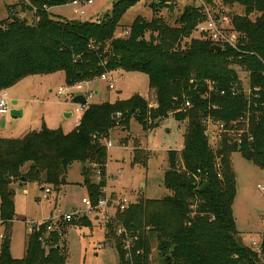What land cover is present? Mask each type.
Wrapping results in <instances>:
<instances>
[{
	"label": "trees",
	"instance_id": "1",
	"mask_svg": "<svg viewBox=\"0 0 264 264\" xmlns=\"http://www.w3.org/2000/svg\"><path fill=\"white\" fill-rule=\"evenodd\" d=\"M71 1L18 0L8 6L7 18L0 21V91L25 77L57 71L65 74L67 85L113 72H139L148 78L154 107L135 93L123 100L88 104L69 133L42 125L18 138L0 137V224L5 226L0 264L64 263L59 243L64 228L61 234L48 230V220L29 231L22 258L11 255L14 181L39 180L44 174V183L58 191L67 183L69 166L79 162L82 184L96 205L105 198L103 140L118 127L127 129L131 117L151 130L169 116L186 123L182 148L167 151L163 184L171 194L139 198L104 223L105 239H113L119 264H151L153 249L164 264H264V234L258 248L238 240L232 213L236 179L230 160L239 152L264 169V0H221L225 6L240 5L243 14L231 16L238 33L236 47L223 46L220 52L210 51L209 41L191 36L199 18L195 6H185L188 10L183 8L170 25L156 11L172 10L175 1L153 2V17L137 16L119 36L121 17L138 0H118L109 15L95 21H68L50 13L51 7ZM16 7L30 11L31 20L20 16ZM233 66L248 72L247 95ZM242 118L246 128L240 141L236 132H223L217 146L210 144L207 120L228 130ZM139 161L144 164L135 152L132 163ZM91 172L98 174L97 181L90 179ZM118 225L131 238V258L125 257L121 237L115 234Z\"/></svg>",
	"mask_w": 264,
	"mask_h": 264
},
{
	"label": "rangeland",
	"instance_id": "2",
	"mask_svg": "<svg viewBox=\"0 0 264 264\" xmlns=\"http://www.w3.org/2000/svg\"><path fill=\"white\" fill-rule=\"evenodd\" d=\"M118 0H92L88 6H74L70 2L50 8V13L55 17L68 21H95L109 15L114 2ZM162 0H138L131 6L120 19V28L117 35L125 34L137 16L147 20L153 17L154 2L159 5ZM172 10L158 7L157 15L161 16L170 25L181 14L185 6H197L198 0H174ZM18 0H0V21L8 16V6H13ZM83 7L84 13H79ZM229 15H242L243 8L238 4L226 6ZM20 16L28 22L32 13L21 10ZM15 11V8H14ZM251 18L254 16L251 15ZM127 32V31H126ZM192 37H197L195 31ZM241 80L244 93H249L248 72L240 67L233 66ZM113 87L108 81L100 78L74 85H67L65 74L61 71L32 75L18 81L12 87L0 91L6 93L8 112L0 113V137L18 138L30 130H40L42 125L48 128H61L64 133L71 132L79 123L83 111H76L77 105L72 103L76 94L91 93L87 98L88 104L104 101L114 102L118 99H127L137 93L144 96L149 107H154V93L148 89L146 74L139 72H113L110 73ZM60 88L66 89L58 93ZM11 110L22 111V115L14 117ZM71 112L66 117L65 113ZM185 121H178L169 116L158 121L151 130H145L134 117L129 119L128 128L118 127L111 135L103 140H110L112 147L107 151L105 198L108 207L91 209L82 203V199H89L87 189L82 184V164L73 162L67 172V183L55 191L44 183V174L39 180L31 179L12 183L14 194V217L9 228V247L11 255L20 259L24 255L26 239L30 227L39 226L48 220L52 228L57 230L62 227L63 233L59 235V243L64 248L63 264H119L118 250L113 239H105L104 222L106 212L110 215L119 210L118 204L125 199L124 207L136 202L139 198L159 199L170 195V191L163 184V176L167 170V151L180 150L183 145ZM232 126L243 132L246 128V119L233 122ZM209 129V141L212 146H217L221 132L217 130L214 122H205ZM144 162L132 163L134 153ZM231 165L236 179V193L232 204V213L238 231V240L245 246L258 244L264 234V199L257 185H264V169L244 159L239 152L230 155ZM27 166L22 168V173ZM93 171V170H92ZM90 179L97 181L98 174H92ZM21 183V185H20ZM41 187L44 189L42 190ZM49 188L50 192L45 193ZM75 215L71 222H57L60 215ZM57 222V223H56ZM5 226L0 224V248ZM154 247V244L152 245ZM151 264H164L153 249Z\"/></svg>",
	"mask_w": 264,
	"mask_h": 264
},
{
	"label": "built area",
	"instance_id": "3",
	"mask_svg": "<svg viewBox=\"0 0 264 264\" xmlns=\"http://www.w3.org/2000/svg\"><path fill=\"white\" fill-rule=\"evenodd\" d=\"M72 5L74 6H78V5H83V6H88L92 3V0H72L70 2ZM198 9L199 12V18H198V23L196 24L194 31L197 34L198 38L204 39L209 41L212 45H218L221 48H223V46H230V47H236V42H237V38H238V33L236 32L232 21H231V16L229 15V11L227 10L226 6L223 5V3L221 2V0H198V5L195 6ZM79 13L83 14V7L79 8ZM193 31V32H194ZM101 80L103 81H108L109 83V87H113V84L110 82L111 81V77L109 76V74H103L100 77ZM82 83V82H81ZM80 84V83H79ZM208 90H212L213 89V84L212 83H208L207 85ZM66 91V89L60 88L58 90V93H64ZM91 93H86V100L88 98V96H90ZM76 111H80V110H84V108L86 107L87 103L85 105H78L76 104ZM186 106L189 105L188 102L185 103ZM8 112V105H7V95L6 93H0V113L2 114H6ZM121 115V113H116L115 116L119 117ZM211 121V120H209ZM208 122V120H207ZM212 123L214 122V124L217 127V130L219 132H226L228 134H230L231 132H236V138L237 140L239 139L240 141V136L242 133L245 132V130H243V132L238 131L235 126H233L234 129H224V125L222 123H218L216 121H211ZM206 133L207 136L209 137V129L206 127ZM250 139V138H249ZM106 147L110 148L112 147V143L110 140L105 142ZM99 179V176H98ZM257 189L259 190L261 196L264 199V185H257ZM50 189L46 188L45 189V193H49ZM82 203L85 204L86 206H90L91 209H98V208H102V207H108V200L106 198H103L101 200H99L97 202L96 205H93L91 203V201H89L88 199H82ZM125 203V199L122 198L121 202L118 204V208L119 211L124 210V204ZM106 217H105V222L109 221L112 219V217H114V214H108L106 212ZM72 219H75V215H70V214H65V215H60L58 217L57 222L60 223H69L72 221ZM56 222V223H57ZM104 222V223H105ZM36 227H38V225H36ZM32 226L30 227V231L32 230ZM48 230H55L52 228V224H49V226L47 227ZM115 234L119 237H121V243H122V248L124 250L125 253V257L131 258V247H132V243H131V238L129 236V233L127 231L126 228H124L121 225L116 226L115 228ZM58 234H61V228H58ZM252 245L254 248H258L259 244L256 241L252 242ZM262 262L264 263V258L261 259Z\"/></svg>",
	"mask_w": 264,
	"mask_h": 264
},
{
	"label": "water",
	"instance_id": "4",
	"mask_svg": "<svg viewBox=\"0 0 264 264\" xmlns=\"http://www.w3.org/2000/svg\"><path fill=\"white\" fill-rule=\"evenodd\" d=\"M184 10H188V7L184 8ZM210 51H214V52H220L221 51V47L218 45H210ZM72 103L74 104H78V105H85L87 103L86 100V96L84 94H76L75 96H73L72 98ZM12 114V112H11ZM126 114L124 113L122 118L125 116ZM24 182V178H21V183ZM20 183V185H21Z\"/></svg>",
	"mask_w": 264,
	"mask_h": 264
},
{
	"label": "crops",
	"instance_id": "5",
	"mask_svg": "<svg viewBox=\"0 0 264 264\" xmlns=\"http://www.w3.org/2000/svg\"><path fill=\"white\" fill-rule=\"evenodd\" d=\"M87 105H88V102H87ZM86 105V106H87ZM76 109V108H75ZM11 112H12V116H14V117H18V116H21L23 113H22V111H18V110H11ZM65 116L66 117H68V116H71V112H68V113H65ZM180 122V121H179ZM184 124H186V123H184ZM123 129V128H122ZM182 148V147H181ZM108 149V148H107ZM179 151V150H178Z\"/></svg>",
	"mask_w": 264,
	"mask_h": 264
}]
</instances>
